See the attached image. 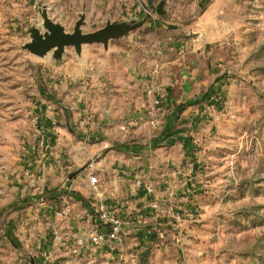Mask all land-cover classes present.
I'll use <instances>...</instances> for the list:
<instances>
[{
    "label": "rangeland",
    "instance_id": "rangeland-1",
    "mask_svg": "<svg viewBox=\"0 0 264 264\" xmlns=\"http://www.w3.org/2000/svg\"><path fill=\"white\" fill-rule=\"evenodd\" d=\"M43 10L66 33L121 32L38 56ZM195 52L209 87L168 112ZM111 150L107 165L131 164L107 189L123 214L89 185ZM104 211L123 222L116 249L80 242L107 232ZM52 245L69 264L98 248L114 264H264V0H0V264H49Z\"/></svg>",
    "mask_w": 264,
    "mask_h": 264
},
{
    "label": "crops",
    "instance_id": "crops-1",
    "mask_svg": "<svg viewBox=\"0 0 264 264\" xmlns=\"http://www.w3.org/2000/svg\"><path fill=\"white\" fill-rule=\"evenodd\" d=\"M201 57L204 58V56L202 55L199 56V53L198 54H196V52L191 53V55L189 56V61H187L188 65L185 64V66L180 71L181 76L179 78L175 77V75L169 77L167 85H166V89H165L166 94H165V97L163 98V100L165 101V103H163L164 108L168 110V112L172 110L173 108L175 109L176 107H179L178 110L182 109V107H184V105H182L184 104V102H189L190 100L194 99L197 95L201 94L202 91H205L209 87V86L206 87L204 84L210 81L209 78L213 72L211 63L207 60L205 61L206 62L205 66H203L204 65L203 63L200 66V62L198 61L199 62V65H198L197 60L198 59L201 60ZM169 118L170 116L168 117V119ZM162 126L164 127V123ZM103 146L104 145H102L101 149L103 148ZM136 150H138L137 147L135 148V146H129L126 150H122V153L128 156L132 153H134V155L139 154V156L141 154H144L143 151L141 150L136 151ZM116 154L117 153H114L111 150L100 160V162L96 164L97 170L101 172H99L98 174L96 173L94 175V177L97 179V182L94 185L89 182V185L95 188V190L97 189L96 196L93 199L94 203L106 202V204L108 203L112 205V208L114 209L113 210L114 213L119 212L123 214L124 210H123V207L121 206H123L124 204V197L119 198V194L117 192L108 191L107 189H109V187L117 188L118 186L127 187L125 184L126 178L124 177L125 176L128 177V174L126 171L130 169L131 164L129 163V157H130L129 156L127 159L125 158L126 160L115 157L113 163L107 165L109 158L113 156H117ZM139 158H143V157L140 156L138 157V159ZM103 165H106V166L103 167ZM106 171H109V173L114 172V174L112 175L109 174L108 177H106L105 179H101V175H103L104 173H107ZM130 206H133V204L130 203ZM137 206L140 207L141 211L145 212L149 210V207L146 206L144 203H142V201H140ZM82 220H84V217H82ZM82 228H83V225H79L76 230L80 232ZM98 230L103 231L104 227L99 226ZM67 231H68V228H65L64 232L67 233ZM80 234L83 235V231ZM53 246L54 245H52V247L49 246V247L44 248L45 251L51 250V256H53L52 257L53 260L49 261V264H69L68 260L65 261L63 258H61L60 260L58 251H60L61 253H64L63 250H61V248L56 249ZM97 253H86L82 251L78 255L74 254L73 256L79 259L77 260L79 264L118 263L115 252L109 251L108 249H104V248H98Z\"/></svg>",
    "mask_w": 264,
    "mask_h": 264
},
{
    "label": "water",
    "instance_id": "water-1",
    "mask_svg": "<svg viewBox=\"0 0 264 264\" xmlns=\"http://www.w3.org/2000/svg\"><path fill=\"white\" fill-rule=\"evenodd\" d=\"M162 4L159 3L157 6V12H159ZM42 17L44 18L46 31L44 33L34 32L32 34V41L26 45L31 53L38 56H43L48 51L55 49L54 56L59 57L63 48L69 45H73L76 52L80 51L84 43L102 42L106 45L110 37H116L121 32L114 33V29L119 28V24L113 23L94 33H82L80 30L81 21H79L72 33H66L59 24L51 22L46 17L44 10L42 11Z\"/></svg>",
    "mask_w": 264,
    "mask_h": 264
},
{
    "label": "built area",
    "instance_id": "built-area-1",
    "mask_svg": "<svg viewBox=\"0 0 264 264\" xmlns=\"http://www.w3.org/2000/svg\"><path fill=\"white\" fill-rule=\"evenodd\" d=\"M155 103H159V100L156 99ZM90 181L92 183L96 182L95 177H91ZM101 218H104L105 221L108 223V230L107 232H102L99 230H94L92 231L86 241H83L82 239L80 242L82 244H87V246L92 247H107V248H112L116 249L118 247L117 242L119 241V233L121 232V226L123 222L120 221L119 218H117L115 215L104 211L99 215Z\"/></svg>",
    "mask_w": 264,
    "mask_h": 264
}]
</instances>
